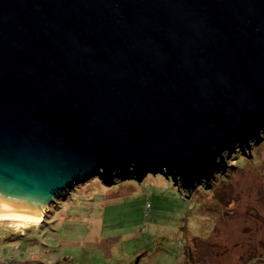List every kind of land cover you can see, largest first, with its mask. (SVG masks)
I'll list each match as a JSON object with an SVG mask.
<instances>
[{
    "label": "water",
    "instance_id": "water-1",
    "mask_svg": "<svg viewBox=\"0 0 264 264\" xmlns=\"http://www.w3.org/2000/svg\"><path fill=\"white\" fill-rule=\"evenodd\" d=\"M260 134L264 0H0V203L43 219L127 172L187 192Z\"/></svg>",
    "mask_w": 264,
    "mask_h": 264
},
{
    "label": "rangeland",
    "instance_id": "rangeland-1",
    "mask_svg": "<svg viewBox=\"0 0 264 264\" xmlns=\"http://www.w3.org/2000/svg\"><path fill=\"white\" fill-rule=\"evenodd\" d=\"M248 144L187 192L160 172L95 176L42 224L0 221V264H264V134Z\"/></svg>",
    "mask_w": 264,
    "mask_h": 264
},
{
    "label": "bare ground",
    "instance_id": "bare-ground-1",
    "mask_svg": "<svg viewBox=\"0 0 264 264\" xmlns=\"http://www.w3.org/2000/svg\"><path fill=\"white\" fill-rule=\"evenodd\" d=\"M45 208L31 205L14 204L12 201L0 203V221H14L19 223L36 224L41 221Z\"/></svg>",
    "mask_w": 264,
    "mask_h": 264
},
{
    "label": "trees",
    "instance_id": "trees-1",
    "mask_svg": "<svg viewBox=\"0 0 264 264\" xmlns=\"http://www.w3.org/2000/svg\"><path fill=\"white\" fill-rule=\"evenodd\" d=\"M263 145V144H262ZM239 157V159L241 158L240 156H238ZM238 159V160H239ZM149 174H152V173H149ZM139 176H141L140 174H137V173H135V172H127V173H119V174H115V175H112V176H110V177H107L106 179H103V178H98V177H96L95 179L96 180H99V179H103L102 180V184L104 183V185H107V183H106V181H108L109 180V183L110 182H114V183H116V182H121L122 181V179L120 178V177H122V178H124V179H126L127 178V180H125L126 182L127 181H137V180H139L138 178H139ZM161 176V175H160ZM126 177V178H125ZM163 177H165V176H163ZM224 177H226V175H224V176H222V177H220V179L219 180H223V178ZM168 179V178H167ZM169 179L171 180V177H169ZM121 184H129V183H121ZM75 187V186H74ZM73 187V188H74ZM199 189V187L196 189V190H198ZM69 193H67V194H65L64 196H61L59 199H57L56 200V202L55 203H53L51 206H57L58 204H59V201L60 200H62V198H66V195H68ZM50 208V207H49ZM49 210V209H48ZM48 212V211H47ZM46 216H47V214L44 216V219L46 218ZM44 219H42V221L39 223V224H42L43 223V220ZM14 227L15 226H19V228H21L20 226H22L21 224H12ZM12 225H8L9 227L10 226H12ZM55 264H59V263H55Z\"/></svg>",
    "mask_w": 264,
    "mask_h": 264
},
{
    "label": "built area",
    "instance_id": "built-area-1",
    "mask_svg": "<svg viewBox=\"0 0 264 264\" xmlns=\"http://www.w3.org/2000/svg\"><path fill=\"white\" fill-rule=\"evenodd\" d=\"M145 207H146L145 211H147L150 206H149V204H145Z\"/></svg>",
    "mask_w": 264,
    "mask_h": 264
}]
</instances>
